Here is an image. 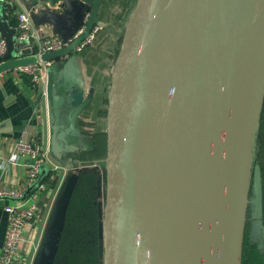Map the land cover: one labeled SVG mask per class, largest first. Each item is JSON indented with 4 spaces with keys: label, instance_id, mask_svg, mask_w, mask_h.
I'll return each instance as SVG.
<instances>
[{
    "label": "water",
    "instance_id": "obj_1",
    "mask_svg": "<svg viewBox=\"0 0 264 264\" xmlns=\"http://www.w3.org/2000/svg\"><path fill=\"white\" fill-rule=\"evenodd\" d=\"M20 1L34 11L40 0ZM70 1L50 19L70 27L60 35L65 40L85 29L67 47L44 54L45 61L75 53L105 23L103 0H75L74 10ZM0 29L7 43L0 73L37 61L33 50L18 57V43L2 22ZM93 91L88 96L63 79L51 84L53 141L68 147V135L81 136L79 120ZM263 106L264 0H137L111 71L107 155L100 159L107 172L104 264H243ZM74 167L33 264H54L82 170ZM50 169L43 163L21 197L0 200L22 201ZM255 200L257 216L262 201Z\"/></svg>",
    "mask_w": 264,
    "mask_h": 264
},
{
    "label": "crops",
    "instance_id": "obj_2",
    "mask_svg": "<svg viewBox=\"0 0 264 264\" xmlns=\"http://www.w3.org/2000/svg\"><path fill=\"white\" fill-rule=\"evenodd\" d=\"M62 1L64 0H40L39 4L36 5V9L33 11L25 7L20 0H0V22L3 23L4 29L10 33L12 39L18 43L16 47V55L18 57L27 56L33 50L32 44L18 42L17 40L19 33L18 13L27 11L31 15L34 30L40 36L53 34L65 36L68 30H70L67 23L60 26L53 19H50L48 15L58 12L61 8L60 4ZM111 1L105 0L104 3L103 1L101 3L99 17L105 23L95 43L87 46L83 51H76L69 56L52 60L50 63L49 71L50 77L52 76V83H55L58 79H63L69 84L84 90L88 96L94 90L92 93V102L84 110L79 120L81 136L79 132L71 136L68 135L67 139L71 144L68 147L62 146L57 138L54 141L52 140V128L49 115V108L51 107L49 103V98H51V85L49 95L46 96L43 94L41 86L32 83L28 75L16 71L15 68L0 73V127L3 129V132L0 134V185L18 188L26 178L27 168L25 166L20 164H12L5 168L3 166L17 140L32 139L39 141L49 151L50 162L47 163L53 169L50 163L59 162L53 156L61 158L65 152H72L79 149V142L92 137L95 131V129L92 131V126L94 124L96 125L97 121L102 123L103 131L107 132L108 95L111 86V71L117 58V56L114 57L113 53L115 45L119 40H121V47L122 38L120 39V34L123 32V29L125 31L126 22L137 0H124V2L122 0H113V4L110 5ZM77 5L78 3L75 0L69 2V6L73 10L78 7ZM1 38L4 37L0 29ZM89 47L91 49L87 51ZM106 99L107 103L105 102ZM103 110L106 111V115L102 114L101 111ZM98 126L100 125L98 124ZM71 138L74 139L71 140ZM62 167L64 168L65 166ZM56 176L58 175L56 174ZM45 191L40 195L41 205L47 204V206L45 205L46 214L44 212L45 215L42 217L44 221L50 215L58 194L56 192L47 197L48 193L46 194ZM13 202L16 201L0 200V254L9 225L5 205ZM40 214L41 211L39 216ZM37 220L26 230L23 243L24 245L26 242V248L24 251H21L15 264H33L34 258L33 261H29V258L35 257V250L45 229V222L39 223V217Z\"/></svg>",
    "mask_w": 264,
    "mask_h": 264
},
{
    "label": "rangeland",
    "instance_id": "obj_3",
    "mask_svg": "<svg viewBox=\"0 0 264 264\" xmlns=\"http://www.w3.org/2000/svg\"><path fill=\"white\" fill-rule=\"evenodd\" d=\"M90 49L91 48L89 47L87 51ZM116 56L114 55V57ZM95 127L96 125L94 124L92 126V131H94ZM79 159L80 158L77 160L78 165L74 168L80 167L82 169L80 174L86 173L90 169L94 170H91L89 173V177L92 182L87 183V191L85 190V181L80 188L78 197L76 198L77 203L70 212L71 229L68 235L67 252L71 254V257L73 254H76L73 259L77 261V264H104V217L107 200V172L106 170H103L102 167L104 165L100 159L96 160L98 161V166H94L95 161L91 165H79ZM60 163H63L65 167L60 168L58 163H56L57 165L55 164L58 167L55 169V174L58 175L57 177H59V180L52 188L46 187L45 192L46 194L48 193L47 197L51 194H55L56 192H60L61 186L63 185L68 171L70 170L71 164H68L67 160L61 161ZM46 194L45 200L47 199ZM259 197L262 202L257 216H254L253 213L256 211L255 204L257 202L255 199ZM250 199L251 204L248 211V220L245 232L243 264H264V106L254 148ZM45 205L47 206V204L41 205L42 208L39 216V223L45 222L44 224L46 226L49 216L46 217V221L42 219V217L46 214ZM258 219H261L262 222L257 221ZM43 234L38 242L36 250L41 243ZM36 250L35 253L33 252L34 255L36 254ZM33 258L35 257L29 258V261H33Z\"/></svg>",
    "mask_w": 264,
    "mask_h": 264
},
{
    "label": "built area",
    "instance_id": "obj_4",
    "mask_svg": "<svg viewBox=\"0 0 264 264\" xmlns=\"http://www.w3.org/2000/svg\"><path fill=\"white\" fill-rule=\"evenodd\" d=\"M88 18V15L86 16ZM18 42L29 43L33 46V53L38 59L36 62L15 67V70L28 75L32 83L42 87L44 95H49L50 89V63L42 56L46 53L63 49L71 44L85 29L83 25L78 32L65 40L62 36L53 34L40 36L34 30L31 15L27 11L18 13ZM103 25L96 24L89 35L76 47V51H83L87 46L93 45L98 38ZM7 53V43L4 38L0 39V58ZM49 151L37 140H17L12 151L6 159L4 168L12 164H20L27 168V175L23 184L18 188L0 185V196L21 197L26 189L31 186L39 175L43 163L50 162ZM48 164V163H47ZM53 170L58 167L54 162L50 163ZM56 164V165H55ZM60 168L62 166H59ZM51 168V167H50ZM46 183L41 184L33 190V193L22 201L8 203L5 210L8 214V230L4 245L0 254V264H15L21 254L22 245L25 240L26 230L34 224L41 211L40 195L46 190Z\"/></svg>",
    "mask_w": 264,
    "mask_h": 264
},
{
    "label": "trees",
    "instance_id": "obj_5",
    "mask_svg": "<svg viewBox=\"0 0 264 264\" xmlns=\"http://www.w3.org/2000/svg\"><path fill=\"white\" fill-rule=\"evenodd\" d=\"M124 2V1H123ZM133 10V8H132ZM124 33L121 32L120 34V39L122 38ZM120 41L119 40L116 45H115V50H114V55L116 56V54L119 51L120 48ZM50 85L52 84V76L50 77ZM107 103V99L105 101ZM104 111V112H103ZM101 111L103 115H106V111L103 110ZM98 124L100 126H98ZM97 126L95 127V131L92 134V137H90V139L88 140V149L82 151L80 154H78L77 156V160L78 158L79 161L83 162V165H91L94 163V161L102 159L103 157L106 156V152H107V132L103 131V127H102V123H100L99 121H97ZM76 156V155H74ZM85 159V160H84ZM74 164L76 163L77 165V161L73 160L72 161ZM91 170L93 171L94 169H90L88 172L86 173H81L79 175L76 187L74 189L71 201H70V205L68 208V212H67V219H66V223H65V227L64 230L62 232V236H61V240L59 243V250L57 252L54 264H77V261L75 259H73V257H75L76 254H73L71 257V254H69L67 252V242H68V235H69V231H70V221H71V217H70V212L71 209H73L74 205L77 203L76 202V198L79 195L80 192V188L81 186L85 183L86 181V185L85 186V190L87 191V183L88 182H92L91 178L89 177V173L91 172ZM59 177L56 176V174L54 173L53 169H50V172L48 173V175H46L43 179L42 182L46 183L47 187L52 188L53 186H55V184L58 182ZM33 193L30 192L28 197ZM83 197V195H82Z\"/></svg>",
    "mask_w": 264,
    "mask_h": 264
},
{
    "label": "flooded vegetation",
    "instance_id": "obj_6",
    "mask_svg": "<svg viewBox=\"0 0 264 264\" xmlns=\"http://www.w3.org/2000/svg\"><path fill=\"white\" fill-rule=\"evenodd\" d=\"M104 1L105 0H103V3H104ZM122 1H124V0H122ZM113 4V0L110 2V5H112ZM110 8V7H109ZM59 132V131H58ZM58 134V133H57ZM74 138H71V140H73ZM90 139V138H89ZM88 139V140H89ZM88 140H85V141H82V142H79V149H76L75 151H72V152H65L64 153V155L61 157V158H58V157H56V156H53L54 157V159H57V161H59L58 162V164H59V166H65L63 163H60L61 161H66L67 160V162H68V164H72L73 166H76V163L74 164L72 161L73 160H76L77 161V156H78V154H80L82 151H84V150H87L88 149ZM74 155H76V156H74ZM81 159V158H80ZM85 160V159H84ZM57 163V162H56ZM78 165V164H77Z\"/></svg>",
    "mask_w": 264,
    "mask_h": 264
}]
</instances>
